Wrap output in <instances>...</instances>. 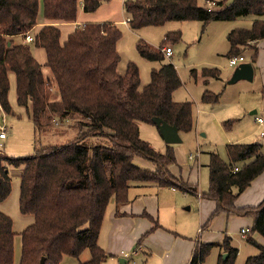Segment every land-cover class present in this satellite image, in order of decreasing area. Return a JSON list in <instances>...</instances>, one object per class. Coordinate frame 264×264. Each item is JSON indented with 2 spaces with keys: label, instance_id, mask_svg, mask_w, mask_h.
Returning a JSON list of instances; mask_svg holds the SVG:
<instances>
[{
  "label": "trees",
  "instance_id": "16d2710c",
  "mask_svg": "<svg viewBox=\"0 0 264 264\" xmlns=\"http://www.w3.org/2000/svg\"><path fill=\"white\" fill-rule=\"evenodd\" d=\"M110 0H0V109L13 114L8 100L9 75L13 74L16 102L26 108L36 134L54 121L67 122L74 136L62 144L36 145L28 157H6L0 154V201L11 191L6 165H23L20 175L18 207L33 221L20 233L21 253L18 264H60L66 257L78 258L84 250L90 257L78 264H101L106 252L98 236L108 204L128 201L133 183L173 188L197 196V188L174 177L169 167L175 163L173 147L166 144L160 153L140 137L139 123L155 125L160 118L178 132L193 126L192 103L176 102L173 93L181 85L176 68L167 61L162 49L181 39L180 31L167 32L157 47L142 39L135 45L139 56L158 61L149 81L140 88L137 65L128 61L124 72L117 70L120 54L117 42L121 31L106 22H86L61 41L59 25L74 23L81 9L85 14L96 11ZM214 7L200 6L198 0H124L123 11L132 30L163 26L170 21H199L201 31L211 22L233 21L254 16L251 26L235 28L226 35V56H242L252 48L250 62L258 56L252 42L264 40V0H212ZM42 8L44 24L38 25ZM36 31H33L36 27ZM26 33L33 41L23 43ZM16 38V39H15ZM18 38V39H17ZM30 45L44 50L45 77ZM204 85L219 80L216 68L201 69ZM195 78L198 72L190 71ZM53 93L55 96H53ZM219 94L204 90L201 102L215 104ZM233 121L224 125L230 128ZM57 128V127H56ZM228 161L210 153L208 190L202 199L215 205L207 223L221 213L251 219L245 233L246 242L258 249L244 264H264V245L253 239L264 238V198L255 206L238 207L237 197L264 172V147L259 143L226 145ZM141 158L154 169L136 165ZM158 225L147 232H151ZM12 220L0 212V264H13L14 231ZM222 247L216 264H234L237 249L229 238L220 243L196 242L188 264H204L212 247Z\"/></svg>",
  "mask_w": 264,
  "mask_h": 264
},
{
  "label": "rangeland",
  "instance_id": "374dc122",
  "mask_svg": "<svg viewBox=\"0 0 264 264\" xmlns=\"http://www.w3.org/2000/svg\"><path fill=\"white\" fill-rule=\"evenodd\" d=\"M122 1L103 2L96 11L88 14L80 9L77 13L76 23L81 25L86 22H115L114 24L122 33L117 42V51L121 56V63L127 57L137 65L140 75V88L149 81L151 70L159 68L160 63L141 58L135 48L137 41L142 39L157 47L167 32H181L180 41L168 44L172 49V56L165 59L175 66L182 83L174 91L173 100L192 103L193 126L187 132H179L181 142L171 145L176 161L169 167V171L174 177L182 179L189 185H194L197 188V196L177 190L174 197L169 194L166 195L167 204L175 198L177 213L179 214L178 226L189 234L191 241L201 240L204 243L222 244L227 237L231 247L237 249L234 264H244L249 256L258 254V249L247 243L245 237L239 232L241 227L251 226L249 219L243 216L226 217L221 214L212 218L199 235L201 225L208 221L210 212L213 211L210 210L208 214L204 212L207 204L203 205L199 196L208 190L207 165L210 153L218 154L222 160L227 162V144L259 143L264 147V137L259 136L263 128L254 121V116L264 118V95L260 83V71H256L252 81L240 80L234 84L227 83L236 66H229V58L226 56L229 44L226 35L235 28H249V18L254 16L237 18L233 21L211 22L206 25L204 31H201L202 23L199 21H170L163 26H148L132 30L125 24L126 14L122 8ZM231 1L226 0V4ZM198 3L200 6H207V0H198ZM75 27L77 25L74 23L59 25L60 40L64 41ZM37 28L38 26L33 31H36ZM30 47L32 55L42 67L44 76L49 77V69L44 65L46 61L44 50L33 45ZM250 53L249 47L243 51L244 62H250ZM240 63L238 62V64ZM203 68L218 69L220 79H211L204 86L199 73ZM192 69L198 72L195 78L190 74ZM205 88L220 95L217 103L205 104L201 102V94ZM53 96H55L54 93ZM8 100L13 114H6L0 109V124L5 129V137L0 138V154L14 158L28 157L34 154L36 145L62 144L74 136L75 131L68 127L67 122L57 125L54 121L51 122L49 128L44 130V135L43 133L36 134L26 108L19 106L16 102L13 74L9 75ZM254 110L256 114L252 115L251 112ZM235 119L236 121L232 123L230 128L225 127L224 122ZM139 127L140 137L148 142L153 149L163 153L166 149V143L157 127L145 123H139ZM189 155H193L192 160L188 159ZM134 161L140 168L154 169L148 161L143 159H135ZM6 169L11 182V191L6 199L0 201V212L12 220V228L15 234L13 264H17L21 253L20 233L33 221V218L30 215L21 214L18 207L20 175L23 165L7 164ZM206 202L210 201L206 200ZM187 208L189 209L187 210ZM168 228L181 230L171 225ZM255 236L256 234L252 235L253 239ZM128 254L130 256L127 259L129 261L127 264H146L145 260L149 259L146 256L141 259L142 253L135 255L128 252ZM224 254L226 253L222 247H212L204 260V264H216L219 256ZM89 257L90 253L86 249L80 255L79 260L81 262L87 261ZM155 259L156 256H152L153 262ZM76 260L78 258L64 257L60 264H70V261L74 263ZM107 262L117 264V258L108 259Z\"/></svg>",
  "mask_w": 264,
  "mask_h": 264
},
{
  "label": "crops",
  "instance_id": "0c3cea01",
  "mask_svg": "<svg viewBox=\"0 0 264 264\" xmlns=\"http://www.w3.org/2000/svg\"><path fill=\"white\" fill-rule=\"evenodd\" d=\"M247 17L248 16L240 17L239 19ZM249 19L251 26L255 17H250ZM44 23L45 20L43 19L41 8L38 17V24L41 25ZM110 23L114 24L115 22L111 21ZM74 24L77 26L80 25L76 22H74ZM125 24L127 25L126 18ZM251 44L258 49L256 61L253 64L250 62L253 66V77L256 74V71L259 70L260 83L263 87L262 93L264 95V40L252 42ZM250 51V54H252L253 49L250 48ZM124 60L125 61L121 63L120 56V61L117 67V70L120 73L124 72L127 62L130 61L127 57H125ZM204 90H207V88ZM251 114H256V111H252ZM256 117L257 116H254V121L258 124L255 119ZM261 127L263 128V126ZM261 132L259 136L264 137V135H261ZM136 159L142 160L141 158ZM188 159L190 158L188 157ZM176 192L177 190L173 188L158 187L153 184L133 183L128 191L127 202L115 204L112 199L106 209L98 236V244L106 252V257L101 264H106L108 259L114 258H117V264H127L129 262L127 259L130 256L128 252L134 253L135 255L142 253L143 257L141 259L145 256L149 258L148 260H145L146 264L148 261H150L148 264H188L198 240L191 241V238L188 236L189 234L182 227L178 226L177 219L179 214L177 213L178 208L175 203V198L167 204L166 195L169 194L174 197ZM263 198L264 172L255 178L249 187L237 197L236 205L238 207L255 206L260 203ZM201 200L203 205L207 204L206 209H204L206 214H208L210 210H214L215 205L212 201L207 203L206 200L202 198ZM188 209L189 208H187V210ZM211 213L212 212H210V214ZM221 214L226 217L235 216L227 215L225 213ZM247 219H249V225H251L250 218ZM154 223L158 226L151 232H147L153 227ZM170 225L181 229L182 232L181 230L168 228ZM206 227L207 226H204V224L201 225L199 235ZM248 228V226L241 227L239 230L240 234L241 229L247 231ZM255 239L258 243L264 245V238L256 235ZM198 242L204 243L201 240ZM125 254H127V256H125ZM152 256H156L154 262L152 261ZM78 262H80L79 259L74 263L70 261V264H78ZM107 264L109 263L107 262ZM110 264L112 263L110 262Z\"/></svg>",
  "mask_w": 264,
  "mask_h": 264
},
{
  "label": "water",
  "instance_id": "95a60500",
  "mask_svg": "<svg viewBox=\"0 0 264 264\" xmlns=\"http://www.w3.org/2000/svg\"><path fill=\"white\" fill-rule=\"evenodd\" d=\"M253 72V66L250 62H241L240 64L236 65L227 83L234 84L240 80L252 81ZM153 122L166 144L172 145L181 142L178 129L175 126L167 124L160 118H153ZM226 257L227 253L222 256L223 259H225ZM43 263L44 259L42 258L40 260V264Z\"/></svg>",
  "mask_w": 264,
  "mask_h": 264
},
{
  "label": "built area",
  "instance_id": "2783aa9c",
  "mask_svg": "<svg viewBox=\"0 0 264 264\" xmlns=\"http://www.w3.org/2000/svg\"><path fill=\"white\" fill-rule=\"evenodd\" d=\"M214 1L212 0H207V7L212 8L214 7ZM127 21V18H126ZM33 41V36L29 33H26L24 35L23 38V43H30ZM162 53L164 55L165 58H170V56L172 55V49L170 46L164 47L162 50ZM244 58L243 56H238V57H232L229 59V65L230 66H236L238 65V62H243ZM256 122L263 126V131L261 132V135H264V118L263 117H256ZM5 137V129L4 126L2 124H0V138H4ZM197 155V154H196ZM189 158L192 159L193 155H189ZM246 233L245 229H241V235L244 237ZM125 256H127V254H125Z\"/></svg>",
  "mask_w": 264,
  "mask_h": 264
}]
</instances>
